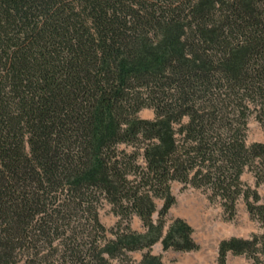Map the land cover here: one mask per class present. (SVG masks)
Returning <instances> with one entry per match:
<instances>
[{"label": "trees", "instance_id": "obj_1", "mask_svg": "<svg viewBox=\"0 0 264 264\" xmlns=\"http://www.w3.org/2000/svg\"><path fill=\"white\" fill-rule=\"evenodd\" d=\"M252 117L264 129V0H0V264L196 251L188 221L167 225L174 182L231 218L243 198L264 225ZM229 253L264 264V233L223 239Z\"/></svg>", "mask_w": 264, "mask_h": 264}, {"label": "rangeland", "instance_id": "obj_2", "mask_svg": "<svg viewBox=\"0 0 264 264\" xmlns=\"http://www.w3.org/2000/svg\"><path fill=\"white\" fill-rule=\"evenodd\" d=\"M140 116L145 119H153V109H144ZM264 141V129L262 125L252 117L249 120L248 143ZM128 150H131L129 148ZM243 180L247 184L255 187L251 181L255 180L252 172L246 171ZM259 191L264 195V187L261 186ZM172 192L176 197L175 205L170 209L167 215V225L173 219L181 217L188 221L194 228V238L200 248L196 251L179 252L175 250L164 251L162 244L159 242L153 248L154 254H161L166 264H219L218 248L223 239L231 237L245 236L249 238L254 234L264 233V225L252 218L247 210L245 201L240 198L237 203L236 215L231 218L226 212L220 201H211L209 193L202 189L184 187L179 182L172 184ZM157 208L160 209L163 201L156 200ZM111 206L103 202L99 217L107 229L116 227L119 217L111 211ZM157 218V213L154 215ZM131 227L139 232L145 231L142 221L137 216L131 220ZM112 237L111 234H108ZM145 251L128 253L133 262H140ZM114 264H121L120 260H113ZM228 264H253V261L245 255L236 256L228 254Z\"/></svg>", "mask_w": 264, "mask_h": 264}, {"label": "crops", "instance_id": "obj_3", "mask_svg": "<svg viewBox=\"0 0 264 264\" xmlns=\"http://www.w3.org/2000/svg\"><path fill=\"white\" fill-rule=\"evenodd\" d=\"M263 142H264V141H263ZM251 183L255 185V180L251 181ZM259 192L262 194V191H259ZM263 231H264V230H263ZM237 237H243V238H245V236H240V235L237 236Z\"/></svg>", "mask_w": 264, "mask_h": 264}]
</instances>
